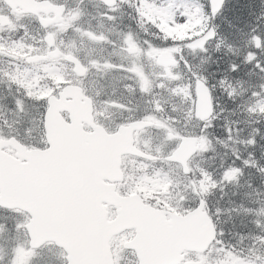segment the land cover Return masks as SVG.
<instances>
[{"label": "snow or ice", "instance_id": "snow-or-ice-1", "mask_svg": "<svg viewBox=\"0 0 264 264\" xmlns=\"http://www.w3.org/2000/svg\"><path fill=\"white\" fill-rule=\"evenodd\" d=\"M88 3L30 0L24 17L0 0V56L14 64L0 95V264L52 247L59 264H264V190L244 194L255 207L220 206L248 169L264 182V0ZM218 92L248 135L241 121L215 134ZM214 141L230 150L216 169L196 161ZM226 211L246 231L223 226Z\"/></svg>", "mask_w": 264, "mask_h": 264}, {"label": "trees", "instance_id": "trees-1", "mask_svg": "<svg viewBox=\"0 0 264 264\" xmlns=\"http://www.w3.org/2000/svg\"><path fill=\"white\" fill-rule=\"evenodd\" d=\"M235 19V18H234ZM248 78V77H245ZM258 79V77H252V81L255 82ZM218 100L220 103V107L217 109L218 112H220V116L216 122V129L215 134L217 136H220L221 138L225 135V127L233 124L235 121H241L240 127L244 129L243 135H248V133L251 131V128L243 123V121L249 119L247 114H242V112L237 109V111L233 112L232 108L235 107L226 96L223 95L222 92L217 93ZM262 128V132H264V125H260ZM260 144H263L264 140H260L259 137H257ZM236 147L243 148V145H235ZM229 149H226L222 144L215 143L214 141V147L212 150L206 152L203 157L199 156L196 160H199L201 163H205L206 166H210L212 169H216L219 167L222 158L225 157L226 152H229ZM248 151H252V149H249ZM256 155L259 157L260 155V147L257 146ZM247 155V153H245ZM264 163V161H262ZM250 173V174H249ZM248 181L252 182V187H248ZM240 184L243 185V187H235V186H229L225 192L227 193L224 195V198L220 200V206L224 208L225 210L234 207L235 205H238L243 201L246 205L255 207V205L251 204L248 199L244 198L245 193H252V200L256 199L255 190L257 188L264 190V182L261 181V174L256 171V169H248L246 171V174L244 177L241 178ZM234 192H238V195H233ZM221 193L217 192L215 199H218L220 197ZM230 201H233L234 203H230ZM244 217L236 216L234 213L232 214V219L236 222V228L232 227V219L229 218V215L227 211L224 215L220 217L221 224L231 231H246L243 229L239 221ZM227 221L228 223L225 225L224 222ZM229 239H232L230 236ZM247 243V242H245Z\"/></svg>", "mask_w": 264, "mask_h": 264}, {"label": "flooded vegetation", "instance_id": "flooded-vegetation-1", "mask_svg": "<svg viewBox=\"0 0 264 264\" xmlns=\"http://www.w3.org/2000/svg\"><path fill=\"white\" fill-rule=\"evenodd\" d=\"M4 57H7V56H4ZM110 80H111V76L105 78L102 82L107 84ZM106 91L110 93L111 92V88H107ZM117 94H119V93H117ZM121 118H122V116H121V113H119V112H107V113L104 114V122L106 124H109V125H111V124H113L115 122H118Z\"/></svg>", "mask_w": 264, "mask_h": 264}, {"label": "bare ground", "instance_id": "bare-ground-1", "mask_svg": "<svg viewBox=\"0 0 264 264\" xmlns=\"http://www.w3.org/2000/svg\"><path fill=\"white\" fill-rule=\"evenodd\" d=\"M235 14H236V13H229V15L232 16V19H233L234 22H235V19H234V18H235ZM226 59H227V57H226ZM245 79L247 80L248 78H245ZM247 86H248V85L245 84V87H247ZM263 144H264V142H263Z\"/></svg>", "mask_w": 264, "mask_h": 264}, {"label": "rangeland", "instance_id": "rangeland-1", "mask_svg": "<svg viewBox=\"0 0 264 264\" xmlns=\"http://www.w3.org/2000/svg\"><path fill=\"white\" fill-rule=\"evenodd\" d=\"M35 262H36V260H34L33 264H36Z\"/></svg>", "mask_w": 264, "mask_h": 264}]
</instances>
